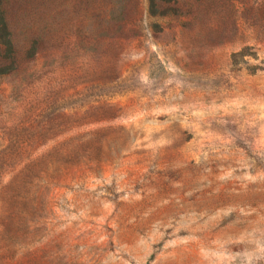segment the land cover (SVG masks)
<instances>
[{
	"label": "rangeland",
	"instance_id": "rangeland-1",
	"mask_svg": "<svg viewBox=\"0 0 264 264\" xmlns=\"http://www.w3.org/2000/svg\"><path fill=\"white\" fill-rule=\"evenodd\" d=\"M11 1L0 264H264V0Z\"/></svg>",
	"mask_w": 264,
	"mask_h": 264
},
{
	"label": "trees",
	"instance_id": "trees-1",
	"mask_svg": "<svg viewBox=\"0 0 264 264\" xmlns=\"http://www.w3.org/2000/svg\"><path fill=\"white\" fill-rule=\"evenodd\" d=\"M19 4H35L36 6H52L57 4H63L65 1H73L77 3L98 1L106 2L111 14L108 17L101 18V23L120 29L122 25L127 21L125 18L118 14L113 13L117 2H123V0H18ZM147 3V9L150 13H155L163 2H177V0H145ZM197 2L209 1V0H193ZM212 1V0H210ZM13 2L11 0H0V75H6L14 73L18 70V57L21 50L20 37L15 33L13 22ZM36 38L26 36V42L34 43Z\"/></svg>",
	"mask_w": 264,
	"mask_h": 264
}]
</instances>
